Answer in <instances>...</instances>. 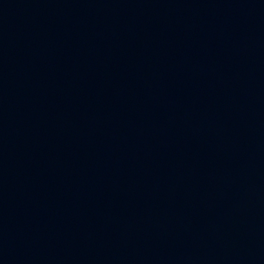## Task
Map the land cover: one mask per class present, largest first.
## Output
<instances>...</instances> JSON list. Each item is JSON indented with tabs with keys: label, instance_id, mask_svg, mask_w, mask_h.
Wrapping results in <instances>:
<instances>
[{
	"label": "water",
	"instance_id": "obj_1",
	"mask_svg": "<svg viewBox=\"0 0 264 264\" xmlns=\"http://www.w3.org/2000/svg\"><path fill=\"white\" fill-rule=\"evenodd\" d=\"M0 264H264V0H0Z\"/></svg>",
	"mask_w": 264,
	"mask_h": 264
}]
</instances>
